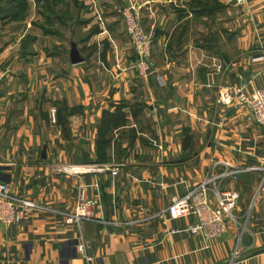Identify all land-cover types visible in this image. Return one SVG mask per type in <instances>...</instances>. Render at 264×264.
<instances>
[{"label":"crops","instance_id":"0c3cea01","mask_svg":"<svg viewBox=\"0 0 264 264\" xmlns=\"http://www.w3.org/2000/svg\"><path fill=\"white\" fill-rule=\"evenodd\" d=\"M217 1L224 6L204 13L192 0H79L87 36L69 51L78 59L35 61V79L50 96L44 109L61 102L48 138L12 122L11 111L22 110V61L12 57L0 21V182L42 208L13 225L0 222V264H89L78 242L86 243L91 264H264L260 228L250 226L252 241L239 242L241 210L210 242L188 232L191 217L165 213L175 196L222 172L224 163L264 168V126L247 106L220 99L224 87L264 89V0ZM129 6L154 37L156 72L147 80L137 77L121 19ZM55 62L59 72L42 66ZM107 113H124L126 123L107 130L100 151ZM60 164H111L119 174L57 172ZM252 171L245 173L258 174L260 183L264 171ZM243 174L230 182L238 191ZM82 207L88 215L69 222ZM251 223H264L262 205Z\"/></svg>","mask_w":264,"mask_h":264},{"label":"rangeland","instance_id":"374dc122","mask_svg":"<svg viewBox=\"0 0 264 264\" xmlns=\"http://www.w3.org/2000/svg\"><path fill=\"white\" fill-rule=\"evenodd\" d=\"M192 1H195V5H192V7L201 8L204 13H210L211 7L221 9L224 6L222 2H218L217 0ZM21 2L22 0H0V21H5L4 39L6 40L8 38L11 41L12 57L14 56L13 58H16L15 56H19L18 58L22 61V110H20V114L17 109L11 111L12 115L16 116L12 118V122L14 124L21 122L22 125L28 124L27 129L48 138L50 131L52 132L54 129L55 113L58 115L61 102H54L52 106L53 110L44 109L43 105L46 101L50 100V96L47 93V87L44 84H40L39 79H35V77L38 76L36 72H34L36 71L35 61L40 55L59 56L60 59L66 61L69 57L68 55L73 54V51L71 53L69 52L71 48H73L72 43L76 42L83 45V42L80 40L87 36V32L82 31L79 23L81 17L77 16L80 6L79 0H28V6L26 8H22L21 5L17 6V4H21ZM15 16L19 17L14 19L13 17ZM218 18H222V12H220ZM56 19H59V22ZM121 19L123 21L122 14ZM213 21L215 22L214 19ZM203 23L209 26L210 19L203 20ZM0 37L1 39L3 38L2 35H0ZM60 39L61 41H59ZM132 48L134 50L133 44ZM135 56L136 53L132 55V59L134 61V69L136 70ZM19 65L20 64H17V66ZM42 66H46L48 72L52 69L56 71L58 67L57 70L59 72V64L56 62L47 65L43 63ZM37 67H39V64H37ZM15 97L17 96L13 98ZM46 105H48V102ZM24 111L27 112V114L24 113ZM21 113L22 118L19 117ZM10 120L11 119H8V121ZM15 127L16 126H14L13 129H17ZM68 132L67 127L63 128L62 135H66ZM42 147L41 149L46 152L48 144H44ZM66 166L72 165L60 164L55 166V169L57 172H66L64 171ZM252 172H249L250 174L244 173L243 176L241 175V180L239 183H236V185H239V190L241 191H239L241 199L234 213L239 215L238 210H241V213H243V216L239 217V222L236 223L239 242H241L242 238H245L247 242L249 240L252 241L253 234L249 230L250 226H252V231H258L260 228V232H262L261 227L264 224H260L261 227L260 225L253 227V223H251V218L255 214L256 205L260 204L262 208H264V189L260 185L261 182L259 183L260 176ZM232 185H230V188H233ZM238 185L236 186L237 188ZM31 199L38 204L33 198ZM40 210H42V208L36 209L28 216Z\"/></svg>","mask_w":264,"mask_h":264},{"label":"built area","instance_id":"2783aa9c","mask_svg":"<svg viewBox=\"0 0 264 264\" xmlns=\"http://www.w3.org/2000/svg\"><path fill=\"white\" fill-rule=\"evenodd\" d=\"M127 33L131 38L136 53V73L140 80L149 79L156 71L153 59L154 37L143 23L139 11L133 7H125L121 11ZM161 79V78H160ZM220 99L223 104L247 106L253 113L254 119L260 126H264V89L258 88L248 92L244 86L224 87L220 89ZM222 172L213 171L209 177L190 189L183 196H175L165 213L172 219L191 217L188 232L201 237L205 241H212L224 234L230 222H238L235 211L239 206L241 194L230 188V182L238 179L239 175L248 171L262 169L258 167H235L224 163ZM66 166V172H105L110 171L113 176L119 174L118 166L111 164ZM61 171V169H60ZM264 189V175L261 181ZM89 203V202H88ZM40 208L31 198L17 195L9 182H0V222L8 226L21 222L26 216ZM86 207L69 217V222H79L88 213ZM264 233V224L261 227ZM77 251L83 254L89 264L93 258L87 254L85 242L79 243ZM238 248L233 257L238 256Z\"/></svg>","mask_w":264,"mask_h":264},{"label":"trees","instance_id":"16d2710c","mask_svg":"<svg viewBox=\"0 0 264 264\" xmlns=\"http://www.w3.org/2000/svg\"><path fill=\"white\" fill-rule=\"evenodd\" d=\"M20 5L22 8H26L28 6V0H22L21 4L20 3L17 4V6H20ZM18 17L19 16H15L13 18L17 19ZM125 123H126V116L124 113H117L115 115L110 114V113L105 114L104 121H103V124L101 126L99 138H98V145H99L100 151H101V149L102 150L105 149L104 147L106 146V144L108 142L107 130L119 128V127L125 125Z\"/></svg>","mask_w":264,"mask_h":264},{"label":"water","instance_id":"95a60500","mask_svg":"<svg viewBox=\"0 0 264 264\" xmlns=\"http://www.w3.org/2000/svg\"><path fill=\"white\" fill-rule=\"evenodd\" d=\"M72 55H73L74 61H76L78 59V57H77V54H76V51L75 50L73 51V54Z\"/></svg>","mask_w":264,"mask_h":264},{"label":"bare ground","instance_id":"6f19581e","mask_svg":"<svg viewBox=\"0 0 264 264\" xmlns=\"http://www.w3.org/2000/svg\"><path fill=\"white\" fill-rule=\"evenodd\" d=\"M80 166V165H79ZM84 167H77V169H83Z\"/></svg>","mask_w":264,"mask_h":264}]
</instances>
